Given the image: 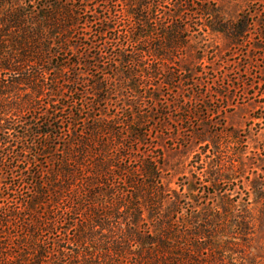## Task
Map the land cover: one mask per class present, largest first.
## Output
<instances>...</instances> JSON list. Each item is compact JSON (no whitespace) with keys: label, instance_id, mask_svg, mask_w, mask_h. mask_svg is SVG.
I'll list each match as a JSON object with an SVG mask.
<instances>
[{"label":"rangeland","instance_id":"1","mask_svg":"<svg viewBox=\"0 0 264 264\" xmlns=\"http://www.w3.org/2000/svg\"><path fill=\"white\" fill-rule=\"evenodd\" d=\"M68 3L77 8V24L67 33L52 34L46 62L53 66L45 83L60 81L66 92L56 99L49 92L31 90L0 93V119L23 108L26 111L29 105L40 114L64 109L58 139H29L26 149L12 139L11 152L14 157L22 156L24 163L18 167L8 162L3 170L0 195L6 199L4 206L25 202L37 182H48V173H55L62 181L63 189L56 190L64 198L61 201L69 198L83 203L80 192L86 180L68 176L63 182L59 171L69 160L72 147L78 145L74 135L80 139L84 133L90 135L91 127L99 125L95 121L101 120L100 125H110L112 130H106L122 138L118 143L114 136H95L93 147L99 149L104 143L109 149L107 144L111 143V165L117 173L97 191L103 196L94 213L88 211L91 217H100L95 219L104 226L91 228L92 238L82 249L62 243L66 253L77 252L80 260L89 264H135L141 247L129 242L133 230L130 202L140 192L132 191L126 184L129 174L117 169L116 155H123V166L131 165L138 171L147 159H156L161 186L181 197L178 224L181 217L189 219L193 209L220 208L224 214L223 199L232 202V215L223 230L229 236L224 241L231 245L211 258V251L206 250L204 258L213 260L212 264H264V0H156L146 8L125 0ZM9 9L0 0V22ZM239 22L248 25L236 35L230 29ZM4 35L9 41L20 37L18 32ZM57 53L61 56L55 58ZM58 64L65 65L64 69L58 70ZM0 79L1 86L7 78L0 73ZM77 79L75 85L69 83ZM99 86L101 91L96 90ZM76 116L82 121H74ZM34 117L35 113L27 117L29 123ZM42 120L39 124L52 122ZM141 133L144 136L139 139ZM137 137L141 143L134 142ZM95 160V165H101L98 158ZM25 161L30 164L25 165ZM86 169L91 170V164ZM216 178L214 189L211 183ZM68 179L70 183H66ZM89 181L94 180L90 177ZM147 183L138 173L135 189L143 191ZM75 191L79 200L72 194ZM123 194L129 195L128 199L116 210L112 204ZM139 203L144 204L145 199ZM46 211L42 208L41 213ZM142 211L146 224H140L137 232L146 236L148 230L155 232V226L147 211ZM8 213L5 207L3 214ZM238 217L246 218L247 236L231 234L235 220L242 221ZM72 218L76 216L67 219ZM14 225L11 230L1 229L4 237L12 238L7 242L11 246L17 243L14 235L20 233Z\"/></svg>","mask_w":264,"mask_h":264},{"label":"trees","instance_id":"2","mask_svg":"<svg viewBox=\"0 0 264 264\" xmlns=\"http://www.w3.org/2000/svg\"><path fill=\"white\" fill-rule=\"evenodd\" d=\"M1 1H5L10 9L6 14H3L5 18L0 22V73L3 78H7L0 86V93L12 90H31L32 93L49 92L52 94L51 97L59 98L61 93L66 92L65 86L60 81L55 80L52 81L51 85H45L49 69L53 66L52 63L46 62L47 57L51 54L49 41H52L53 33L59 34L58 31L61 30L67 33L76 27L77 8L74 9L72 2L68 3V0ZM125 1L136 3L142 8L150 7L153 2L156 3V0ZM145 24L141 20V26L144 27ZM247 25V22H239L236 27H232L230 30L239 35V32ZM14 32H18L20 37L12 41L6 40L8 35H4V33ZM59 56L61 54L54 55L55 58ZM69 66L73 68L74 65ZM64 67L65 65H57L58 70H63ZM66 67L69 69L68 65ZM77 82L78 79L69 83L75 85ZM96 90L101 91L102 89L99 86V88L96 87ZM55 103L53 101V104ZM30 108L31 105L27 106L26 111L23 108L12 115L5 114L7 116L5 120L0 119V181L4 179L3 170L7 168L8 162L9 164L13 162L18 167L20 163H24L21 161L22 156L17 155L14 157L11 152L14 143L13 138L21 143L25 149V142L29 139L41 138L49 141L53 138H59L58 132L61 130L59 125L63 122L61 114L64 109H59L53 113L47 110L46 113L40 114L37 113L36 109L30 110ZM33 113H35V117L30 120L32 123H29L27 117L32 116ZM37 115L39 117H36ZM42 118L51 119L52 122L39 124L43 121ZM74 121H82V118L76 116ZM95 122H98L99 125L91 127L89 130L90 135L84 133L81 139L80 136L74 135L75 138H78L74 141H77L78 145L72 147L73 150L70 152L69 160L63 163L64 165L59 171L61 179L64 178L63 182L68 176L72 178L71 180L75 179V181L79 178L82 179V182L86 180V184L83 182L82 185L84 190L80 192L82 193L80 197H84L83 203H77V200H69V198L65 203L61 201L64 198H62V194L56 193V190L61 192L63 187H60V182L62 181L57 179L58 176L55 173L47 174L49 176L47 177L48 182H37L36 189L31 197L23 203H13V207H10L11 203L9 202L4 206L6 199L0 195V264H89L85 259L80 260L77 252L71 255L66 253L61 244L69 243L71 246L82 249V246L88 244V239L92 238L90 230L94 227L102 228L104 226L102 225L103 221H96L100 217L96 218L97 215H95L93 218L88 211L94 213L93 208L98 207L97 201L103 196L102 193L99 194L97 191L105 185L104 182H107L110 177L117 173L113 171L115 167L111 165V143L107 144L109 149L104 147V143L99 146V149L102 150L99 153V149L93 147L97 142L95 136L104 135L107 138L114 136L117 137L116 142L118 143L122 138H119L121 136L119 133L115 135L114 132L110 131L112 130L110 125H107V127L100 125L103 124L101 120ZM35 126L38 128L37 131L33 129ZM44 128L47 131H42ZM106 128L111 129L106 130ZM143 136L144 134L141 133L139 139H142ZM134 142L141 143V140L138 141L137 137ZM42 148L46 149L43 146ZM76 149L78 150L76 151ZM114 149L113 147V151ZM24 152L28 153L27 151ZM103 157L106 161H103ZM95 158L100 160L101 165H95ZM124 158L123 155L119 157L116 155L119 165L117 169L119 173L127 172L130 177L129 182L127 181L126 184L130 185L129 188L132 191L136 192L137 190V192H140L139 195L131 193L135 197H132L133 201L130 202L133 230H130L129 242L139 244L141 247L137 257H135V264H212L213 260L207 257L204 258L206 250L211 251V258L214 254H222L220 250L228 249L231 245L227 243L229 236L224 235L226 232L223 230L229 224L228 219L232 215V202L229 199H223L222 201L221 209L224 214H220V208L207 211L193 209L191 217L189 219L181 217L178 224L181 197L175 191H167L161 186L156 159H147L138 171L131 165L129 167L123 166ZM28 164H30V161H25V165ZM87 164L88 166L91 164V170L86 169ZM16 169L15 167L10 171L14 172ZM138 173H141L147 179V184H149L147 189L143 191L140 190L141 188L135 189ZM75 174L79 176H75ZM117 176L121 178L122 175ZM90 177L94 180L91 184ZM220 178L222 177L220 176ZM213 181L214 183H211L212 187L216 189L217 178ZM66 183H70V179ZM142 192H146L145 196L142 195ZM54 193L55 197H53ZM58 194L59 196H57ZM72 194L76 195V199H80L77 196L78 191L72 192ZM128 196L127 194L118 195L119 198L117 197L116 202L112 204L114 208L117 210L123 206L121 203L123 200H127ZM143 199H145V203L140 204L139 202ZM5 207L9 210L8 214H3ZM42 208L47 211L41 213ZM83 208L86 212L83 211ZM142 209L147 211L149 214L148 220L155 226V232L150 233L148 230L145 232L146 236H141L137 232L139 225L146 222L143 219ZM69 216H76L74 219L79 220V223L75 222L73 218L68 220ZM110 216L112 215L110 214ZM245 219H241L240 222H238V219L235 220L232 235L247 236L248 225ZM13 224H15L14 230H18L20 233L14 235L13 239L17 243L11 246L7 242L12 238L4 237V232L1 229L11 230ZM16 224H18L17 227ZM87 224L91 227L89 228ZM80 225L81 227H79ZM235 230L238 233H235ZM70 232H75V235L71 236ZM60 235L65 239L58 240ZM224 239L227 240L224 241ZM124 255L120 258H123ZM84 257H87V255H84ZM108 264H111V262Z\"/></svg>","mask_w":264,"mask_h":264}]
</instances>
